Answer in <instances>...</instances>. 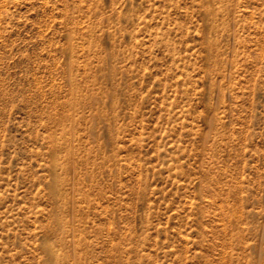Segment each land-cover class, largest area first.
<instances>
[{
    "label": "rangeland",
    "instance_id": "1",
    "mask_svg": "<svg viewBox=\"0 0 264 264\" xmlns=\"http://www.w3.org/2000/svg\"><path fill=\"white\" fill-rule=\"evenodd\" d=\"M0 264H264V0H0Z\"/></svg>",
    "mask_w": 264,
    "mask_h": 264
},
{
    "label": "bare ground",
    "instance_id": "2",
    "mask_svg": "<svg viewBox=\"0 0 264 264\" xmlns=\"http://www.w3.org/2000/svg\"><path fill=\"white\" fill-rule=\"evenodd\" d=\"M53 254V253H52ZM54 255V254H53ZM53 257H55V255L53 256ZM55 259V258H54ZM55 261V260H54Z\"/></svg>",
    "mask_w": 264,
    "mask_h": 264
}]
</instances>
